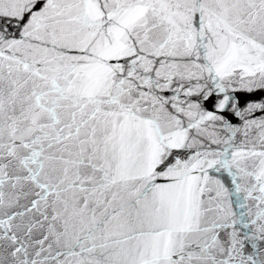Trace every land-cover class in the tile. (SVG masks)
Masks as SVG:
<instances>
[{"label":"snow or ice","instance_id":"obj_1","mask_svg":"<svg viewBox=\"0 0 264 264\" xmlns=\"http://www.w3.org/2000/svg\"><path fill=\"white\" fill-rule=\"evenodd\" d=\"M0 264H264V0H0Z\"/></svg>","mask_w":264,"mask_h":264}]
</instances>
